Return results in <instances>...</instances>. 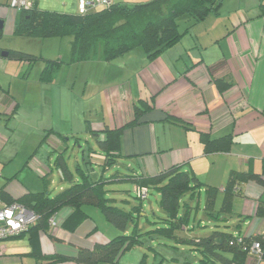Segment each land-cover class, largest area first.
I'll return each instance as SVG.
<instances>
[{
    "label": "crops",
    "instance_id": "1",
    "mask_svg": "<svg viewBox=\"0 0 264 264\" xmlns=\"http://www.w3.org/2000/svg\"><path fill=\"white\" fill-rule=\"evenodd\" d=\"M40 1L37 0L39 6L42 5ZM79 1L74 0L69 5L68 8L73 9L71 13L78 12ZM147 1L150 0L135 3ZM10 2L7 0L6 5L0 7V19L4 22L9 13L16 14L10 11ZM261 3L264 0H225L217 16L211 15L191 29L189 40L179 42L153 61L143 54H138L141 56L135 59L138 55L133 53L112 62H106L102 56L87 61L97 69L101 68V73L108 78L106 81L118 80L119 83L106 88L104 105L112 115L104 124L112 129L120 128L133 120L137 101L152 105L140 123L126 128L122 135L123 158L133 163L136 160L140 173L156 175L173 165H182L183 170L189 172L190 165L197 177L205 171L209 177L207 185L215 188L220 187L224 176H230L232 171L263 173L264 16ZM125 71L138 73L127 79ZM19 105L0 89V118L14 116ZM169 117L179 119L181 123L170 122ZM90 125L96 131L103 127ZM51 129L58 132L61 139L52 135L50 143L62 149V141L67 140L68 134L56 125ZM204 134L212 139L231 135L233 146L227 152L206 154L201 141ZM57 142L61 147L56 145ZM0 143L4 146L1 137ZM54 158L50 155L46 163L35 160L31 164L38 170L39 181L35 189L25 178L20 179L21 171L27 166L18 172H3L0 192L4 191L5 197L0 195L1 199L17 201L27 193L42 191L53 197L49 177L56 167L47 165L52 166ZM89 159L90 162L96 160L94 156ZM116 182L123 181L114 179L109 184ZM135 185L132 186L135 188ZM239 185L235 197L245 198L246 205L233 210L234 197L231 213L235 212V216L245 220V237L264 235V217L257 215L259 205L264 207V186L256 182ZM243 185H246L245 190ZM63 189L62 185L59 191ZM225 189L222 188L223 192ZM122 191L111 189L109 196L112 197V193L120 195L121 202L129 205ZM118 200L115 198L116 202ZM83 210L88 217L74 231L71 230L73 210L64 208L54 216L56 225H51L48 232L27 231L0 242L4 247L0 264H36L32 255L36 249L45 255L60 254L71 258L63 264H77L73 258L79 248L92 249L97 243H107L119 234L115 228L107 235L99 231L100 223L105 220L100 215L97 218L96 207L84 206ZM258 262L253 258L248 260V264Z\"/></svg>",
    "mask_w": 264,
    "mask_h": 264
},
{
    "label": "trees",
    "instance_id": "2",
    "mask_svg": "<svg viewBox=\"0 0 264 264\" xmlns=\"http://www.w3.org/2000/svg\"><path fill=\"white\" fill-rule=\"evenodd\" d=\"M108 1V0H105ZM225 0H150L128 4L124 2L108 1L107 5L88 7L85 14L60 13L44 10L39 7L37 0H33V6L29 9H21L20 17L15 25L14 33L19 36L46 38L71 37L70 64H80L97 60L102 56L106 62L121 59L133 54H143L150 61L158 58L162 53L177 45L183 39L185 33L205 21L209 16H217ZM9 7L10 4H9ZM264 16V3L260 5ZM187 18L188 27L185 32L180 29L179 20ZM2 34V33H1ZM102 49V50H101ZM10 58L35 65L41 58L22 51H9ZM62 65V61L47 60L40 74V80L44 83H52ZM220 65V64H218ZM0 89L1 86H0ZM152 109V105L139 100L134 106V118L126 125L112 129L104 124L100 130H94L87 124V131L96 139L100 153L104 156L100 165L109 169L117 163V159L123 156L122 135L126 128L140 123L141 118ZM170 122L181 123L179 119L169 117ZM52 135L61 136L54 130H48L43 141L48 142ZM201 141L206 154L215 152H227L231 149L234 139L231 135L212 139L209 135H201ZM53 153H57L55 167L61 174L63 181L69 186L51 197L49 192L27 193L17 201L33 211L38 219L27 231L48 232L50 221L64 208L73 210L71 217V230L87 217L84 206L96 207L105 219L119 232V234L107 243H97L92 249L79 248L73 260L77 264H119L120 257L132 249L135 244H143V237L149 235L139 227V219L143 213V207L148 205L136 198L139 205L129 212L120 208L115 203V198L109 196L110 181L121 179L131 182L138 187L148 189L149 198L152 190L158 193V204L165 217L161 219L163 228L156 233L172 235L175 231H181L186 224V216H180L181 198L187 194H196V189L202 183L194 173L183 170L182 165H173L156 175H147L134 172L130 175H121L119 172L111 177L90 179L82 172V180H75L63 155L64 150L56 148L52 144ZM92 153L97 150L90 148ZM55 151V152H54ZM90 154V157L93 154ZM244 182H256L264 186V170L262 174L253 172L232 171L220 211L215 212L216 191L215 187H207V203L205 211L209 219L224 220L221 213H231L233 199L239 192L235 187ZM1 191L0 195L3 197ZM5 197V196H4ZM150 201V200H148ZM149 206V205H148ZM222 210V211H221ZM257 215L264 217V207L257 208ZM155 223V222H154ZM156 224V223H155ZM26 231V232H27ZM19 236V235H18ZM15 237V236H14ZM221 241H217V240ZM194 250L203 257L202 264H248L249 258L256 261L264 260V235L245 237L219 229H214L210 235L195 236L186 239ZM253 242H259L262 254L253 255L245 246ZM36 264H63L71 260L60 254L45 255L38 249L32 253Z\"/></svg>",
    "mask_w": 264,
    "mask_h": 264
},
{
    "label": "rangeland",
    "instance_id": "3",
    "mask_svg": "<svg viewBox=\"0 0 264 264\" xmlns=\"http://www.w3.org/2000/svg\"><path fill=\"white\" fill-rule=\"evenodd\" d=\"M6 1L0 0V7H4ZM72 1L74 0H67V2L66 0H42V2L40 1L42 5L39 7L44 10L70 14L73 9L68 7ZM136 1L138 0H114V2L128 4H134ZM10 11H15L16 14L13 16L9 13L5 17L4 30L0 35V86L5 94L13 97L15 102L20 105L14 116H1L0 118V137L4 145L2 146L0 143V184L4 182L3 172H18L27 166V169L21 171L20 179L25 178L33 189L37 187L38 170L31 164L35 160L46 163L50 155L56 158L57 153H54L53 156L52 143L43 141L45 132L53 128L54 125L63 133L68 134L65 136L67 140L62 141V149L75 180H82V172L93 180L102 177L109 178L116 172L121 175H130L132 171L139 172L137 161L135 160L133 163L131 160L124 159L123 156L117 159L115 165L104 169L100 165L104 156L99 151L97 141L90 132L86 131L87 124L98 127L111 117L112 113L104 105L105 91L112 85H118L119 83L116 82L118 80L113 83L106 81L108 78L101 73V68L97 69V66L91 62L80 65L70 64L73 40L71 37L41 39L16 35L14 29L21 11L12 7ZM179 22L181 31L185 32L188 27L187 18L182 17ZM191 34L190 29L185 33L180 43L189 40ZM5 51H22L35 55L41 60L35 65L28 66L27 63L20 60L3 57L2 53ZM139 56L141 55L134 58L137 59ZM47 60L62 61L52 83H44L40 80V74ZM137 73L136 71H125L124 75L128 79L133 78L132 76ZM110 79L112 78L110 77ZM56 145L61 147L60 142H57ZM90 148L97 150V153H92ZM37 149L39 151L34 153ZM91 153L94 154L95 162H90ZM201 165L202 163H200ZM188 166L189 172L192 173V168L190 165ZM47 167H55V161L53 160L52 166L47 165ZM198 176L196 177L202 185L196 189V194L187 193L180 200V216L187 215L186 224L183 225L181 231H175L169 236L154 232L163 228L164 224L161 223V219L165 217V214L159 207L158 193L155 190L151 191L149 200L153 205L152 207L145 205L142 209L143 213L138 217L139 227L149 235L143 237V244H135L131 250L126 251L120 257L119 264H202L203 257L186 239L210 235L214 229L233 233L234 236L236 233L245 236L247 230V227L244 226L245 220L235 216V212L233 214L221 213V218L227 217L228 220L209 219L205 211L206 186L209 177L205 171ZM49 179L52 196L60 192L59 188L62 185L64 188L69 186L68 182L61 181L56 168L53 169ZM228 180L229 175L227 174L224 176L223 184L216 187V197L219 198L216 199L217 212L221 209L225 195L223 190L227 187ZM53 181L54 183H52ZM108 187L114 190H123L124 199L130 202L129 205L122 203L120 195L112 193V197L119 198L115 203L120 208L129 212L140 204L131 182H116L109 184ZM243 188L245 190L246 185H243ZM245 201L246 199L243 197H235L233 210L238 206L246 205ZM99 215L105 220L100 223L99 231L106 235L111 234L114 227L98 210L97 218ZM52 220L55 222L54 219ZM194 226L195 229H193ZM215 264L222 263L216 262ZM257 264H264V260H260Z\"/></svg>",
    "mask_w": 264,
    "mask_h": 264
},
{
    "label": "built area",
    "instance_id": "4",
    "mask_svg": "<svg viewBox=\"0 0 264 264\" xmlns=\"http://www.w3.org/2000/svg\"><path fill=\"white\" fill-rule=\"evenodd\" d=\"M109 2L105 0H80L78 4V11L80 14H85L88 7H97V5H107ZM10 6L14 9H29L33 6V0H11ZM238 187H235L234 191L238 192ZM134 192L138 194V197L143 202L147 203L149 200V192L145 187L134 188ZM37 215L18 202L6 203L0 197V242L18 236L21 233L26 232L32 225L37 222ZM52 226L56 223L51 220ZM245 250H249L253 255H261L262 247L259 242H253L249 246L244 247ZM4 253V247L0 246V256Z\"/></svg>",
    "mask_w": 264,
    "mask_h": 264
},
{
    "label": "water",
    "instance_id": "5",
    "mask_svg": "<svg viewBox=\"0 0 264 264\" xmlns=\"http://www.w3.org/2000/svg\"><path fill=\"white\" fill-rule=\"evenodd\" d=\"M4 26H5V22H4L3 20L0 19V35H1V33L3 32V30H4ZM2 56H3V57H8V56H9V51H5V52H3V53H2ZM147 204H148L149 206L152 207V203H151V201H147ZM217 241H221V240L219 239V240H217Z\"/></svg>",
    "mask_w": 264,
    "mask_h": 264
}]
</instances>
